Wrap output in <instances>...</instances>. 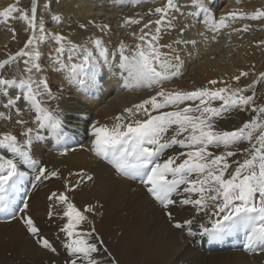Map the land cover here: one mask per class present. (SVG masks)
<instances>
[{"label":"snow or ice","instance_id":"obj_1","mask_svg":"<svg viewBox=\"0 0 264 264\" xmlns=\"http://www.w3.org/2000/svg\"><path fill=\"white\" fill-rule=\"evenodd\" d=\"M144 2L152 7L125 17L120 25L139 26L128 33L133 43L121 40L112 50L100 37L76 43L62 32L47 31L45 14L62 23V17L52 14L47 2L39 15L40 0H30V7H22L21 0H13L0 9V24L7 26L13 40L17 35L16 29L10 27L14 20L22 21L28 33L22 47L0 59V121L14 120L19 129L18 134L0 132V211L9 210L7 194L16 192L27 177L26 172L19 170L22 164L33 170V188L37 182L58 176L57 171L39 166L33 154L34 143L44 139L42 130L57 140L65 135L59 107L52 106L60 98V89L53 91L41 63L40 45L51 42L54 47L48 53V67L70 83L80 86L93 83L97 67L103 61L124 90H155L154 95L126 107L114 117L112 126L99 122L91 126L90 151L95 157L111 164L122 176L139 177L164 209L179 202L191 206L197 215L203 213L211 227L201 223V234L211 240L244 229L245 249L264 251V103L256 102L257 86L264 83V72L246 86H239V81L248 77L249 72L241 70L231 77L235 86L224 80H210L208 86L191 91L164 87L182 75V48L195 43L184 38L192 19L202 21L215 40L231 23L264 19V8L250 13L231 11L217 20L205 0H188L185 5L178 0H115L117 5L128 7H139ZM249 27L244 24L243 28H232V32L238 35ZM107 28L104 25L100 30ZM172 32L177 33L176 38L162 43L164 36ZM217 84L223 86L215 87ZM237 110L253 115L231 130L217 127L218 120ZM243 143L248 147H237ZM211 148L223 151L214 153ZM168 150H174V154H167ZM237 155L242 159L229 163V158ZM76 175L83 180L86 174ZM48 200L52 202L49 219L54 215L53 204L66 205L59 217L66 218L59 228L67 257L64 264H110V260L104 259L107 249L101 247L103 241L94 235L95 229L85 231L80 227L87 220L84 213H91L93 208L86 206L81 212L64 193H52ZM21 204L15 211L21 214L19 219L27 233L42 248L55 253L54 245L41 235V229L27 214L28 200L22 199ZM166 214L172 218L171 212ZM12 219H17L15 212ZM193 223V219H186L174 227L187 226V234L194 236ZM57 239L61 237L58 235Z\"/></svg>","mask_w":264,"mask_h":264},{"label":"bare ground","instance_id":"obj_2","mask_svg":"<svg viewBox=\"0 0 264 264\" xmlns=\"http://www.w3.org/2000/svg\"><path fill=\"white\" fill-rule=\"evenodd\" d=\"M11 2L13 0H0V9ZM45 2L50 4L52 14L62 17V23L58 24L45 14L47 31L62 32L76 43H84L89 37H100L110 50L121 40L133 43L128 33L139 26L121 27L124 18L137 12H146L148 7H152L147 2L139 7H128L117 5L115 0H40L38 15L43 12ZM187 2L178 0L180 5ZM205 2L217 20L231 11L250 13L264 5V0ZM21 6L30 7V0H21ZM191 23L184 38L195 43L182 48V75L165 83V88L191 91L208 86L210 80H224L235 86L236 82L231 77L238 75L241 70L249 72L248 77H242L239 81V86H246L260 72H264V44L260 43L264 41V19L238 20L231 23L229 28L222 29L215 40L211 39L212 33L207 32L202 21L192 19ZM81 24L86 27L80 28ZM244 24L250 25L247 32L241 31L238 35L232 32V28H243ZM104 25L108 28L101 32L100 27ZM10 27L16 29L15 40L7 26L0 24V59L8 53H15L27 39L28 33L24 31L22 21L14 20ZM202 33H206V36ZM176 35L175 32L166 34L162 43L175 39ZM53 47L51 42L40 45L41 63L53 91L62 89L59 100L53 101L52 106L58 105L67 130L64 128L65 135L59 140L42 130L44 139L35 142L33 154L34 159L40 160L39 166L57 171L58 176L54 178L55 181L49 179L47 183L37 182L33 188V170L22 164L19 170L26 172L27 177L16 192H9L7 196L11 212L22 207L19 199L25 195L24 199L29 198L27 214L32 216L41 229V235L49 239L57 251L53 253L35 242V238L27 233L20 221L21 214L18 211L17 219H12L8 211H0V264H64L67 257L62 247L63 233L59 232L63 224L59 220L56 222L57 215L54 212L62 215L65 206L53 204L52 210L56 216L53 215L50 221L46 217L49 205L52 204L51 201L47 202L49 195L54 190L63 192L65 189L81 212H84L86 205L92 206L96 217L92 212L84 213L90 221V226H86L88 230L94 228V235L104 241L101 246L107 249L104 259L110 260V264H216L215 260L208 261L202 257L203 250H208L206 248L210 245L221 246V264H264V251L259 248L255 251L245 249L244 229L211 240L206 234H201V223L211 227L203 213L197 215L191 206L179 202L164 209L149 193L146 194L145 185L137 182H141L139 178H134L136 184H132L133 178L120 175L113 167L95 157L90 151L93 139L91 126L96 122L112 126L115 123L114 117L123 113L126 107L154 95L155 90H124L118 78L113 75V70L103 61L97 67L95 81L79 87L49 69L48 53ZM221 86L217 84L215 87ZM261 92L264 93L263 90ZM24 118L28 119V116ZM140 118H143V113ZM237 119L239 116L233 121L227 116L221 121V126L230 127ZM7 125L13 134H18L19 129L14 120ZM0 132H5L1 123ZM42 154L47 155V162L41 161ZM167 154H174V150H168ZM77 173L86 175L81 180ZM87 176L92 179L88 180ZM30 187L32 190L28 192ZM173 198L177 201L180 199ZM167 212L172 213L171 219ZM186 219L194 220L191 227L196 235L189 236L187 226L183 229L174 227L175 223H183ZM58 235L61 239H57ZM250 252L254 254L249 255Z\"/></svg>","mask_w":264,"mask_h":264},{"label":"rangeland","instance_id":"obj_3","mask_svg":"<svg viewBox=\"0 0 264 264\" xmlns=\"http://www.w3.org/2000/svg\"><path fill=\"white\" fill-rule=\"evenodd\" d=\"M262 7L264 8V5H262ZM79 87H80V85H79ZM261 90H263L264 91V83H261V84H259L258 86H257V103H264V93H262L261 92ZM60 91H62V89H60ZM250 94V93H249ZM263 94V95H262ZM217 105H218V102H217ZM166 110H168V109H166ZM251 115H253L251 112H244V111H239V110H237V111H233V112H230V113H228L227 114V116H229V118L230 119H232V121L234 120V119H236L238 116H239V119H237V122L235 123V124H233L232 126H225V127H222L221 126V124H222V120H218L217 122H216V125H217V127L218 128H221V129H225V130H231L233 127H239L245 120H247V119H249L250 117H251ZM232 117V118H231ZM0 123H1V126L2 127H4V131H11V128H9V126L7 125V123L6 122H4V121H0ZM65 128V130H67V128H66V126L64 127ZM37 143V142H36ZM36 143H34V144H36ZM238 148H241V149H243V148H247L248 147V145H247V143H243V144H240V145H238L237 146ZM210 151H212V152H214V153H219V152H222L223 151V148H219V149H217V148H211L210 149ZM42 158H41V161L42 162H47L48 160H47V155L46 154H42V156H41ZM239 155H237V156H233V157H231V158H229V163H231L233 160H238L239 159ZM240 159H242V158H240ZM36 160L37 161H39V164H40V160L38 159V158H36ZM102 161V160H101ZM111 167H112V165H111ZM114 169V168H113ZM115 170V169H114ZM50 171H52V170H50ZM55 177H51V178H49L50 180L51 179H53V181H55V179H54ZM49 179H47V180H44L43 182H45V183H47V181H49ZM136 181L133 179V180H131V183L132 184H136L135 183ZM137 182L140 184L141 182L140 181H138L137 180ZM145 187V186H144ZM145 190H146V187L144 188ZM32 190V188L30 187V188H28V192H30ZM66 190L67 189H65V191H63V192H58V191H55L54 190V192L57 194V195H59V193H64L65 195H67L66 193ZM53 192V193H54ZM146 194H147V192H146ZM26 196V195H25ZM25 196L23 197V199L25 198ZM30 196V195H29ZM68 196V199L73 203V201H72V199H71V197H70V195H67ZM21 200H22V198L21 199H19V201L18 202H21ZM27 200H29V198L27 199ZM47 202H50V201H48V198H47ZM157 204V203H156ZM59 205H61V206H65L66 207V205L65 204H59ZM158 205V204H157ZM86 206H88V205H86ZM65 207H63V209L65 208ZM92 207V206H91ZM162 207V206H161ZM53 208V207H52ZM78 209H80V208H78ZM85 209V208H84ZM53 211V210H52ZM81 211V210H80ZM13 212H15V215L17 216V212L15 211V210H13ZM57 212V211H56ZM56 212H54L58 217H60V216H62V215H58ZM8 213H10L11 214V217H12V212H11V210H8ZM92 213H93V215L96 217V215H95V213L92 211ZM54 214V215H55ZM55 215V216H56ZM56 216V222L59 220V221H61V223L63 224V223H65L66 222V218L63 220V219H60V218H58ZM46 220L47 221H50L51 219H49V217L47 216L46 217ZM63 221V222H62ZM86 221H87V224H85L86 223ZM85 221V223L83 222L82 224H81V228L82 229H84L85 231H87L88 229H87V226L86 225H88V226H90L88 223L90 222V221H88V219ZM85 224V225H84ZM84 225V226H83ZM83 226V227H82ZM90 230V229H89ZM238 232V230L236 231V233ZM226 238H227V236H226ZM231 238V237H230ZM102 239V238H101ZM228 239V238H227ZM229 240V239H228ZM104 242V241H103ZM210 242V241H209ZM241 244V243H240ZM197 245H198V243H197ZM219 248V249H218ZM206 249H208V250H203V253H202V257L204 258V259H206L207 258V260L209 261V260H215L216 261V264H221V260H219V257H220V254H221V246H217V245H210V247H208V248H206ZM252 254H254V252H250V254L249 255H252ZM204 263H206V260L204 261Z\"/></svg>","mask_w":264,"mask_h":264}]
</instances>
